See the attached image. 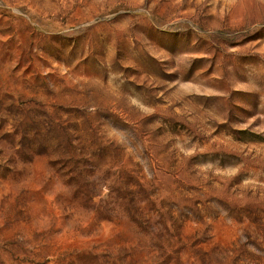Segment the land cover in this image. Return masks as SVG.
<instances>
[{
    "label": "rangeland",
    "instance_id": "obj_1",
    "mask_svg": "<svg viewBox=\"0 0 264 264\" xmlns=\"http://www.w3.org/2000/svg\"><path fill=\"white\" fill-rule=\"evenodd\" d=\"M0 264H264V0H0Z\"/></svg>",
    "mask_w": 264,
    "mask_h": 264
}]
</instances>
